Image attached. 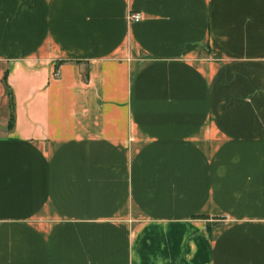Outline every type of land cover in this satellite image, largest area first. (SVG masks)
I'll use <instances>...</instances> for the list:
<instances>
[{
	"label": "crops",
	"instance_id": "crops-1",
	"mask_svg": "<svg viewBox=\"0 0 264 264\" xmlns=\"http://www.w3.org/2000/svg\"><path fill=\"white\" fill-rule=\"evenodd\" d=\"M0 264H264V0H0Z\"/></svg>",
	"mask_w": 264,
	"mask_h": 264
},
{
	"label": "trees",
	"instance_id": "trees-1",
	"mask_svg": "<svg viewBox=\"0 0 264 264\" xmlns=\"http://www.w3.org/2000/svg\"><path fill=\"white\" fill-rule=\"evenodd\" d=\"M15 123L14 99L11 98V114L9 118V127L12 129Z\"/></svg>",
	"mask_w": 264,
	"mask_h": 264
},
{
	"label": "built area",
	"instance_id": "built-area-1",
	"mask_svg": "<svg viewBox=\"0 0 264 264\" xmlns=\"http://www.w3.org/2000/svg\"><path fill=\"white\" fill-rule=\"evenodd\" d=\"M127 17L131 22H138L142 20L143 15L139 12H134V13H130Z\"/></svg>",
	"mask_w": 264,
	"mask_h": 264
}]
</instances>
